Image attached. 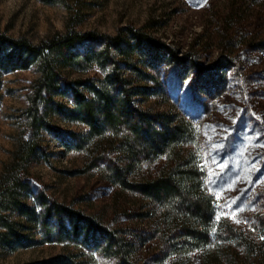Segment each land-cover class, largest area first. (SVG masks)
Segmentation results:
<instances>
[{
    "label": "trees",
    "instance_id": "trees-1",
    "mask_svg": "<svg viewBox=\"0 0 264 264\" xmlns=\"http://www.w3.org/2000/svg\"><path fill=\"white\" fill-rule=\"evenodd\" d=\"M60 1L71 11L63 33L34 41L0 30V69L39 73L20 114L19 145L0 176V247L55 242L68 251L29 264H264V181L257 187L264 123L239 107L240 97L217 127L215 165L204 146L219 113L213 102L229 84L254 105L264 99V66L249 67L255 56L264 63V30L254 33L242 22L251 10L263 16L264 0H228L224 55L212 65L193 51L180 54L149 24L114 34L80 30L84 1ZM186 81L194 89L185 99L189 111L171 92ZM54 117L86 129H61ZM46 132L85 153L84 171H96L112 188L107 217L59 201L35 181L29 166L45 153ZM216 186L249 213V228L216 219Z\"/></svg>",
    "mask_w": 264,
    "mask_h": 264
},
{
    "label": "rangeland",
    "instance_id": "rangeland-1",
    "mask_svg": "<svg viewBox=\"0 0 264 264\" xmlns=\"http://www.w3.org/2000/svg\"><path fill=\"white\" fill-rule=\"evenodd\" d=\"M74 3L75 0H69ZM85 17L78 26L80 30H99L110 34L118 28L134 25H151L150 30L161 39L170 42L180 51H193L204 65H212L224 55L221 49L220 34L228 0H83ZM71 11L60 0H0V30L14 36L26 35L34 41L52 37L67 30ZM260 11H249L242 22L251 25L254 33L264 30V15ZM244 20V21H243ZM240 26L234 22L232 26ZM250 69H260L264 63L255 56ZM247 63V62H246ZM94 72L91 71L89 75ZM242 73V72H241ZM231 72V75H239ZM39 76L36 68L7 71L0 69V176L12 161L13 153L21 138L20 114L28 105L29 86ZM237 83V82H236ZM232 82L227 86L224 97L215 99L213 134L206 139L207 162L217 163L211 149L217 143L216 135L222 127L229 109L236 111V102L241 98L256 119L264 123V99L255 100L243 96L241 90ZM172 95L185 111L192 108L187 95L193 93L189 81L181 86L171 85ZM184 97V99H182ZM241 97V98H240ZM257 103V104H256ZM214 107V106H213ZM224 108H228L225 109ZM258 109V110H257ZM224 110V111H223ZM198 123L201 118H194ZM53 122L61 129L82 132L86 126L79 122H65L58 117ZM251 139V137H249ZM46 151L33 161L29 170L43 188L53 198L82 209L88 215L106 216L111 213L113 190L96 171L85 172V153L67 150L63 140L45 133ZM209 149V150H208ZM264 181L260 178L259 187ZM217 205L216 219H228L236 226L249 228V213L241 205L226 198L225 189L216 186L213 190ZM248 213V214H247ZM37 237H41L38 235ZM68 251L55 242H42L35 246L9 249L0 247V263L29 264L48 260ZM98 264H109L100 259Z\"/></svg>",
    "mask_w": 264,
    "mask_h": 264
}]
</instances>
